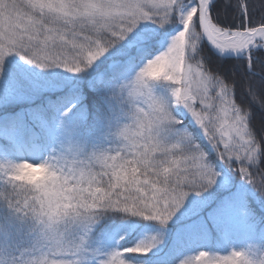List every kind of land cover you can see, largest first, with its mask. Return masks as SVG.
Returning <instances> with one entry per match:
<instances>
[{"label": "snow or ice", "instance_id": "snow-or-ice-1", "mask_svg": "<svg viewBox=\"0 0 264 264\" xmlns=\"http://www.w3.org/2000/svg\"><path fill=\"white\" fill-rule=\"evenodd\" d=\"M141 21L163 31L138 27ZM166 25L178 29L170 40ZM10 53L71 73L103 56L102 77L91 86L106 101L102 130L118 139L115 147L88 152L68 148L41 163L49 179L33 182L32 196L5 198L16 221L31 216L44 225L42 243L14 264H81L84 238L69 239L65 230L92 223L99 209L167 225L190 193L207 192L221 177L197 142L201 135L218 160L238 164L264 193V0H0V63ZM237 66L238 75L226 74L225 67ZM152 81L169 82L170 98L155 95ZM30 167L25 160L0 171L17 188L28 183L19 177ZM156 243L113 251L100 264H128L127 254L147 253ZM181 264L253 261L240 250L200 251Z\"/></svg>", "mask_w": 264, "mask_h": 264}, {"label": "trees", "instance_id": "trees-1", "mask_svg": "<svg viewBox=\"0 0 264 264\" xmlns=\"http://www.w3.org/2000/svg\"><path fill=\"white\" fill-rule=\"evenodd\" d=\"M257 3H259V0H257ZM142 25L145 24L140 23L138 27ZM148 25H151L153 30L157 27L161 29L158 25L151 24V21H149ZM106 55L107 53H105ZM18 57L8 54L4 59L12 65L22 64L23 69L17 72L13 67V71L7 75L0 71V76L22 79L21 85L16 83L21 86L23 90L21 93L26 94L28 97L34 96L39 83L43 81H32L33 72L30 71L31 68L25 67L23 62L26 59L22 58L21 55H18ZM103 59V56L100 57L92 66L84 69L80 76H74L58 65L43 68L50 71V73L53 72V74L49 73V76L71 74L72 77L69 78L71 85L63 91H53L47 97L44 94L41 95L42 98L40 96L34 97L28 105L21 106L19 111L16 110L15 113L7 116L2 123L0 122V140L5 141L10 132L13 133L18 129H21L24 139L28 140L33 135L30 129L31 122L41 132L42 127L35 124L37 119L42 117L54 119L60 116L61 112H64L65 116L62 121L67 118L78 121L79 118L80 122L83 121L81 123H85L78 124V127L89 125V123L94 124L95 122L93 128L86 132L82 129L77 130L75 135L78 139L75 142L78 148L88 152L98 148L115 147L118 139L114 135L108 134L106 130L99 131L98 127L101 126V120L94 119L92 112L96 108L90 105L93 101L97 102L103 99L102 111H105L107 107L105 98L100 93L99 96L96 95L95 99L91 98V95L98 93L91 86V81L102 77L103 67L97 68V65ZM231 62H226V65ZM30 66L36 67L37 65L31 64ZM0 68L3 67L0 66ZM240 71L239 66L236 68L225 67V72L228 75L233 73L238 75ZM96 73H100L98 78L95 77ZM58 80L63 84L68 83L65 78H58ZM35 86L37 88L34 90L33 87ZM151 87L155 95L165 100L170 98L169 82L155 81ZM43 104L45 111L41 108ZM66 109L68 110L66 111ZM90 119H93V121ZM254 119H258V113L254 116ZM185 125H188L187 121H185ZM197 142L205 151L207 150V146L200 136L197 137ZM53 148L54 153L50 154L51 162L53 157L58 156L59 152V149ZM6 156L4 147L0 143V167L4 168ZM222 165L227 171L228 180L221 182L222 188L214 194L215 199H205V202L198 204L199 207L195 211L189 213L188 210L196 206V202L201 198L198 195L191 197L189 194L182 206L184 215L175 214L167 225H161L159 221L143 216H134L119 209H99L92 223L83 222L78 225L70 224L67 226L65 230L66 236L77 241L83 237L85 248L98 251V254L102 256L101 260L105 259L113 251H119L125 247H135L140 243H152L153 238H155L158 243L149 252L127 254L125 259L128 264H181L186 259V255L189 254L188 252L191 251L193 245L200 241L209 246V252L211 253L221 255L230 253L233 250V245L228 243V232H231L230 229L234 228V221H229L228 215L233 214L239 219L238 226L240 225L242 229L246 230L253 240L259 242L257 246H243L239 250L244 251L253 261V264H262L264 262V207L262 208L259 203L257 204L254 201L256 196L262 195V193L247 183L239 173L238 164L231 168L223 162ZM1 177H4V179H0L2 180L0 190L6 191L10 189L11 185L7 183V178L3 171H0ZM249 191L256 194V196L250 197ZM249 200L250 203H248ZM248 204H254L255 207H249ZM32 233L33 231L23 232L18 238L14 237V243L10 245L12 251H9V260L27 259L33 254L38 246H32L36 239L35 234ZM7 244L9 243L7 242ZM218 249L221 250L219 253L217 252ZM83 257L82 255L80 258Z\"/></svg>", "mask_w": 264, "mask_h": 264}, {"label": "rangeland", "instance_id": "rangeland-1", "mask_svg": "<svg viewBox=\"0 0 264 264\" xmlns=\"http://www.w3.org/2000/svg\"><path fill=\"white\" fill-rule=\"evenodd\" d=\"M140 23L148 24L149 21H141ZM169 26H171V25H167V26H165V28H167ZM154 30L163 31V29H159L158 27ZM177 30L178 29L175 28V26H174L173 28H171L168 31L167 35H168L169 40H170V37L172 35H174L175 31H177ZM10 54L15 56L16 58H19L18 57L19 54H16V53H10ZM23 62H24L25 67L31 68L30 71L33 72V80L32 81H43L42 83H39L38 89L36 90V92H34L37 97L40 95H43V94L48 95L53 91H58V90L63 91L65 89H67L69 87V85H71V82L69 80V78L72 77L71 74H73L74 76L82 75L81 73H71L70 72L71 74L65 73V75H62V76H56V75L55 76H49L50 74H53V72L50 73V71H47L43 68H40L38 65L36 67L30 66L31 64L26 62V60H24ZM0 66L3 67V68H0V71L2 73H6V75L13 71V67L15 68V70L17 72L18 71L20 72V70L23 69L22 64H13L12 65L10 62L8 63V61L5 59H4L3 63H0ZM64 70H66V69H64ZM134 74H135L134 72H131L126 78H132L134 76ZM99 76H100V73L95 74L96 78H98ZM58 78H65L68 81V83L63 84L60 80H58ZM21 82H23L22 79H14L12 77H10V78L6 77L5 78V77L0 76V122L1 123H2V121H4V119H6L7 116H9V114L12 115V113H15L16 110H18L21 106L27 105V103H30L32 100L30 97L20 98L21 96H18V94H20L21 91H23V90H22L21 86H18L16 83L21 85L22 84ZM34 83H36V82H34ZM151 83L154 84V81H152ZM24 87H26V86H24ZM36 88H37V86L33 87L34 90ZM24 93H26V92H24ZM96 95L99 96V93L91 95V98L95 99ZM102 103H103V99H100L97 102L93 101L92 104H90V102H89V104L91 106H95V108H96V110L94 112H92L94 119L96 118L98 120H101L102 114L104 113V111H102V108H101V106L103 105ZM180 111L184 113V115L181 118L184 119L185 121H187V123H188L191 120V117L186 113V111H184L182 109V107L180 108ZM90 120L93 121V119H90ZM56 122L57 121L54 122V124H56V125H54V127H52V128L49 124L44 123V125L47 126V132L45 134H43L45 137H41V134L34 135V137H33L34 140L32 141L31 146H26L27 144L25 143V145H24L22 140H20V141L17 140V145L14 148L15 149L14 151H10L9 148H5L6 154L9 153L11 156L14 157V159H17V156H20L19 159L14 162V164L22 162L20 159V158H22V155L23 156L29 155V156L35 158L33 161H31L29 163L44 162L45 158H47V160H48V158L50 156L49 154H51V149L53 148V146H58L57 147V148H59L58 155H60L62 152H66L68 150V148H70V147L78 148L77 143L74 140V138H77V137H66V136L68 134H72V135L75 134L78 129H82L84 132H86L90 128H93V125L95 124V122H94V124L89 123V125H82L81 127H78V126H76V124H85V123H81L83 121L80 122V119L78 121L76 119L75 120L66 119L64 124L60 123L63 126L58 128L57 127L58 125ZM46 123H48V122H46ZM191 127L194 128L195 125L193 124V125H191ZM98 129H99V131L102 130L101 126L98 127ZM113 132H114V129H113ZM15 136L18 139L20 138V134L18 132H17V135H15ZM200 138L202 141L205 142V144L207 146L206 152H208L213 163L216 165V167H218V166L221 167L220 162H223V161L218 160L217 154L211 148V145L208 144L207 140L202 137V135L200 136ZM8 167H9V165H8ZM219 171L221 172L220 179L223 177L224 181H227L228 178H226V174L224 175V172L222 171L221 168H219ZM220 179H218V180L220 181ZM220 188H222L221 182L217 181V185H215L212 189L208 190L205 193L198 195L201 197L200 200L197 201L196 202L197 205L193 206L190 210H188V212L192 213L193 211H195L199 207L198 204L200 202H205V199H208V198H209V200L215 199L214 194ZM194 195H197V194L190 193L191 197H193ZM249 195H250V197L256 196V194H253L251 191H249ZM254 201L257 204L259 203L260 206L263 208L264 207V193H262V195H257L256 198L254 199ZM248 203H250V200L248 201ZM248 206L249 207H255L254 204H248ZM176 214L179 216H182V214H183L182 207H181V209H179L177 211ZM228 220L234 221V228H231L230 229L231 232H228V235H229L228 243L230 245H233V250H237V249L239 250L243 246L252 247V246H257L259 244L258 241L253 240L251 238L252 236L247 234L246 230L242 229V227H240V225L238 226L239 219L237 217H235L233 214H230V215H228ZM3 223H6L5 224L6 228H3ZM80 223H83V222H74L72 224L78 225ZM10 224L13 225V227L9 228ZM69 225H67V226H69ZM32 230H33V233L36 232L33 228V222L27 218H25V220H23V221H16L13 217L11 210L7 206L5 197L0 196V264H12L5 257L4 252H3L6 250L7 247L11 248V246L9 245L11 243L10 240L13 237L18 238L19 235L23 234V232L32 231ZM36 235H38V234H36ZM237 237H238V240H237ZM7 242L9 244H7ZM200 251H209V246L202 241L197 242L196 244H194L191 251L188 252L189 254L187 255V258L196 255ZM220 251L221 250H219V249L217 250L218 253ZM213 254H215V253H213Z\"/></svg>", "mask_w": 264, "mask_h": 264}, {"label": "clouds", "instance_id": "clouds-1", "mask_svg": "<svg viewBox=\"0 0 264 264\" xmlns=\"http://www.w3.org/2000/svg\"><path fill=\"white\" fill-rule=\"evenodd\" d=\"M30 164L31 167L23 169L19 177L20 180L27 181L28 183L22 184L17 188H13L11 186V188L7 189L6 191H0V196H4L6 198L7 196L11 195L20 199H23L25 196L30 197L33 195L32 187H31L33 182H35V184L38 186L45 180L49 179V175L46 169L42 168L41 163H30ZM27 219H30L33 222V228L40 237L41 232L44 231V225L37 223L31 216L27 217ZM61 230H62V226H61ZM51 250L52 249L50 248L49 251Z\"/></svg>", "mask_w": 264, "mask_h": 264}, {"label": "bare ground", "instance_id": "bare-ground-1", "mask_svg": "<svg viewBox=\"0 0 264 264\" xmlns=\"http://www.w3.org/2000/svg\"><path fill=\"white\" fill-rule=\"evenodd\" d=\"M235 58H225V62H230V61H232V60H234ZM18 157H20V156H18ZM19 159V158H18ZM21 159V161H27V162H31V161H33L35 158H33V157H31V156H29V155H25V156H23L22 155V158H20Z\"/></svg>", "mask_w": 264, "mask_h": 264}, {"label": "water", "instance_id": "water-1", "mask_svg": "<svg viewBox=\"0 0 264 264\" xmlns=\"http://www.w3.org/2000/svg\"><path fill=\"white\" fill-rule=\"evenodd\" d=\"M209 49L215 52V50L211 48V45H209ZM225 58H236V54H233L231 57H225Z\"/></svg>", "mask_w": 264, "mask_h": 264}]
</instances>
